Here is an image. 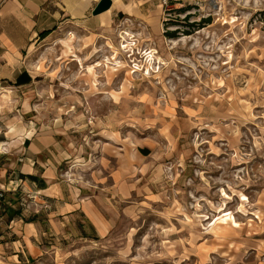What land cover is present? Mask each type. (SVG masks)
<instances>
[{
	"label": "rangeland",
	"instance_id": "1",
	"mask_svg": "<svg viewBox=\"0 0 264 264\" xmlns=\"http://www.w3.org/2000/svg\"><path fill=\"white\" fill-rule=\"evenodd\" d=\"M140 19L50 29L0 102V141L50 142L63 192L3 194L0 264H264V0Z\"/></svg>",
	"mask_w": 264,
	"mask_h": 264
},
{
	"label": "crops",
	"instance_id": "2",
	"mask_svg": "<svg viewBox=\"0 0 264 264\" xmlns=\"http://www.w3.org/2000/svg\"><path fill=\"white\" fill-rule=\"evenodd\" d=\"M111 1L112 6L108 12L93 17L91 12L99 0H0V102L7 100L10 107L17 100L22 103V98L18 96L23 97L33 83L23 67L35 48L40 33L49 31L65 21L85 26L107 19L111 21V13L115 8L126 20L141 23L142 15L150 12L157 16L160 9V5H157L159 0ZM99 26L103 25L100 23ZM28 133L23 131L15 135L16 132L10 133L9 128L3 136L5 141H0V147L9 149V153L12 152V147L15 148V152L10 154L13 158L10 159L0 152V193L12 198L20 193L19 184L23 183L22 187L25 186L29 193H33L30 188H37L36 192H40L46 200L62 201L63 192L57 179L59 163L54 158L51 160L44 152L48 151L50 142H39V145H36V141L29 138ZM24 191L26 192L25 188ZM13 208L5 206L0 200V218L7 219L8 214H14ZM7 222L9 231L17 235L16 231L12 230V226L18 227L16 220L7 219ZM23 226L20 229L21 235L24 236L25 230L35 229L34 222ZM32 237L33 234H29L27 239Z\"/></svg>",
	"mask_w": 264,
	"mask_h": 264
},
{
	"label": "water",
	"instance_id": "3",
	"mask_svg": "<svg viewBox=\"0 0 264 264\" xmlns=\"http://www.w3.org/2000/svg\"><path fill=\"white\" fill-rule=\"evenodd\" d=\"M112 6V1L111 0H99V2L96 4L94 9L91 12V15L93 17H96L108 10H110Z\"/></svg>",
	"mask_w": 264,
	"mask_h": 264
},
{
	"label": "built area",
	"instance_id": "4",
	"mask_svg": "<svg viewBox=\"0 0 264 264\" xmlns=\"http://www.w3.org/2000/svg\"><path fill=\"white\" fill-rule=\"evenodd\" d=\"M159 4L161 5L162 8H165L168 4V0H159ZM3 193H0V198H3Z\"/></svg>",
	"mask_w": 264,
	"mask_h": 264
},
{
	"label": "trees",
	"instance_id": "5",
	"mask_svg": "<svg viewBox=\"0 0 264 264\" xmlns=\"http://www.w3.org/2000/svg\"><path fill=\"white\" fill-rule=\"evenodd\" d=\"M49 33H50V31H44V32L40 33L39 34V40L46 38L49 35Z\"/></svg>",
	"mask_w": 264,
	"mask_h": 264
},
{
	"label": "bare ground",
	"instance_id": "6",
	"mask_svg": "<svg viewBox=\"0 0 264 264\" xmlns=\"http://www.w3.org/2000/svg\"><path fill=\"white\" fill-rule=\"evenodd\" d=\"M108 12V11H107ZM13 132V128L10 129V133ZM230 217V216H229ZM222 222H226V219H223Z\"/></svg>",
	"mask_w": 264,
	"mask_h": 264
}]
</instances>
